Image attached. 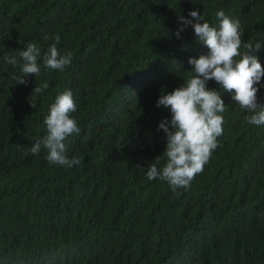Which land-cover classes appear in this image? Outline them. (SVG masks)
I'll use <instances>...</instances> for the list:
<instances>
[{
  "label": "trees",
  "instance_id": "16d2710c",
  "mask_svg": "<svg viewBox=\"0 0 264 264\" xmlns=\"http://www.w3.org/2000/svg\"><path fill=\"white\" fill-rule=\"evenodd\" d=\"M197 9L217 28L218 10L238 19L264 67V0H0V52L18 56L32 42L41 59L59 36L58 50L72 54L63 71L0 90V264H264V125L248 122L234 90L207 82L226 106L223 133L189 188L146 175L167 162L162 89L182 85L194 75L189 58L209 51L191 25L176 36L178 16ZM69 89L80 128L64 141L80 160L72 167L50 164L43 146L31 152ZM138 119L163 146L136 140ZM177 215L187 220L172 227Z\"/></svg>",
  "mask_w": 264,
  "mask_h": 264
},
{
  "label": "clouds",
  "instance_id": "9594fccd",
  "mask_svg": "<svg viewBox=\"0 0 264 264\" xmlns=\"http://www.w3.org/2000/svg\"><path fill=\"white\" fill-rule=\"evenodd\" d=\"M188 16L192 19L178 16L182 27L176 32L177 38H180V32L185 27L191 25L198 41L209 51L199 58H189L188 63L194 66L189 72L194 75L184 80L182 85L171 92L162 89L157 107L163 106L171 112V119L165 117L158 125V130H163L166 134L167 144L163 156L167 158V162L162 169L152 163L147 167L146 174L150 181L158 178L167 181L173 191L190 187L192 180L203 171L212 152L218 147L217 138L223 133L224 118L220 113L225 111L226 106L221 98V91L209 89L208 81L214 80L223 91L234 90L233 101L251 113L246 117L248 122L257 126L264 125V106L257 103L264 67L252 54L261 47V43L253 44L251 39L243 42L244 31L240 21L226 15L222 9L216 12L219 28L211 26L198 9L190 11ZM59 43L60 38L56 36L55 43L46 47L41 59L40 48L32 42L22 46L18 56L16 53L0 52V90H6L10 83L27 84V77H32L37 82L41 70L63 71L71 64L72 54H61L57 46ZM48 86L47 82L36 86L33 93L42 94ZM31 106L36 108L34 102H31ZM76 109L72 91L62 90L44 119L47 134L31 147L33 155L39 154L43 146L47 149L46 159L50 164L72 167L80 163L78 157H68L64 143L67 137L69 143L72 134L80 132L76 119L71 116ZM138 122L143 135L136 140L154 141L153 144L160 143L163 146V141L161 143L159 138L151 137L149 129L139 119ZM159 157L155 160L158 161ZM186 220L184 216L179 218L177 215L172 227ZM192 227L189 224L190 232ZM183 232L190 234L188 230ZM187 240V236L178 233L176 242L183 243L184 254L188 250Z\"/></svg>",
  "mask_w": 264,
  "mask_h": 264
}]
</instances>
